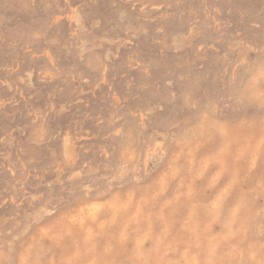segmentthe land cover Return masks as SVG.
<instances>
[{
  "label": "rangeland",
  "instance_id": "obj_1",
  "mask_svg": "<svg viewBox=\"0 0 264 264\" xmlns=\"http://www.w3.org/2000/svg\"><path fill=\"white\" fill-rule=\"evenodd\" d=\"M0 264H264V0H0Z\"/></svg>",
  "mask_w": 264,
  "mask_h": 264
}]
</instances>
